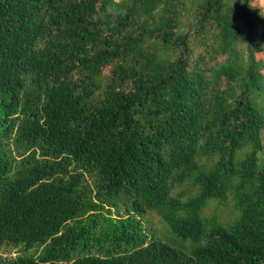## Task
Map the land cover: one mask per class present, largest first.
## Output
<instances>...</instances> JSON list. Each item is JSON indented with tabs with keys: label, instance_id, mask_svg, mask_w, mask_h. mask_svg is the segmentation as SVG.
Instances as JSON below:
<instances>
[{
	"label": "trees",
	"instance_id": "trees-1",
	"mask_svg": "<svg viewBox=\"0 0 264 264\" xmlns=\"http://www.w3.org/2000/svg\"><path fill=\"white\" fill-rule=\"evenodd\" d=\"M263 54L255 0H0V264H264Z\"/></svg>",
	"mask_w": 264,
	"mask_h": 264
},
{
	"label": "rangeland",
	"instance_id": "rangeland-1",
	"mask_svg": "<svg viewBox=\"0 0 264 264\" xmlns=\"http://www.w3.org/2000/svg\"><path fill=\"white\" fill-rule=\"evenodd\" d=\"M255 4L257 5V7L264 10V0H255ZM261 57L264 58V54ZM106 72H108V70H106ZM263 141H264V135H263ZM263 156H264V150L260 154V157ZM214 207H215L214 205L209 206L206 209V213L208 215H211L214 212ZM219 215L222 216V219L228 218L227 212L221 213V211H219L218 216ZM144 221H145V226L149 230L148 232L151 234L153 238L161 239L162 241L165 242H169L173 240L174 238L173 234L170 232L168 227H166L167 225L165 224V222L155 212L148 211L144 216ZM175 242L179 243V240L175 238ZM0 254H3V256L5 257L6 256L15 257L19 253L12 248L0 247Z\"/></svg>",
	"mask_w": 264,
	"mask_h": 264
}]
</instances>
